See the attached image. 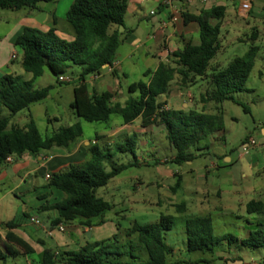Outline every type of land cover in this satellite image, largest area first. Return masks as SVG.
I'll return each mask as SVG.
<instances>
[{
  "label": "trees",
  "instance_id": "trees-1",
  "mask_svg": "<svg viewBox=\"0 0 264 264\" xmlns=\"http://www.w3.org/2000/svg\"><path fill=\"white\" fill-rule=\"evenodd\" d=\"M40 1L45 0H0V9H34ZM126 8L127 0H74L65 14L73 33L71 41L59 38L53 28L46 32L23 28L14 44L22 52L21 68L31 75V79L25 81L13 75L0 77V164L6 162L7 157H19L24 153L37 155L53 147L66 148L82 136L78 122L59 127L44 138L31 119L22 128L9 127L15 114L41 102L48 95L50 87H33L34 80L42 76L44 68L60 83L58 76L71 65L79 66L81 71L78 81L73 85V101L70 104L73 114L79 119L88 123H106L111 115H115L121 119L122 124H130L139 118L141 128L162 126L167 143L175 150L170 162L176 165L190 162L195 157L190 149L210 135L223 131L222 102L231 101L248 112V108L237 101L234 94L247 91L245 83L254 65L257 51L255 46H251L243 56L234 57L225 67L213 68L207 74L210 62L219 50L218 37L225 13L222 6L202 10L197 15L182 14L184 23L197 24L198 44L184 43L180 49L172 52L170 63L159 62L154 71L143 73L144 80L129 84L128 93H137L136 97L130 96L120 105L112 102L111 93L101 92L96 95L90 92L84 82L85 77L99 73L104 66L112 69L116 61L117 49L122 43L119 28L125 29ZM112 26L115 28L112 29ZM251 37L252 41H256L258 33L253 31ZM111 73L115 75L113 69ZM205 78H208L212 88L201 94L200 100L218 105L216 113L208 114L192 108L163 109L165 103L158 101L159 96L168 93L169 85L175 79L180 86L189 87L196 79ZM3 108L7 110V115H1ZM135 143L136 136L133 134L124 143L114 146L120 151H126L131 150ZM106 157L104 149L93 145L89 148V159L84 163L70 165L63 172L47 174L48 185L63 194L60 201L44 207V210L53 209L57 212L54 224L79 219L81 225L89 226L91 218L111 210L112 206L108 202L96 196V190L105 187L126 167L119 166L106 172L103 169ZM179 186L180 179L175 182L172 190L175 191ZM178 208H182V205H178ZM245 212L255 216L256 228L241 239L229 233L214 236L209 217L187 219L184 230L186 251H212L223 241L228 245L264 250V201H248ZM18 222L19 219H12L0 223V229L7 230L6 240L18 244L26 253H32L22 240L10 232L18 226ZM172 226L173 217L170 215H161L157 222L151 224L140 225L134 222L125 234L128 249L124 248V244L116 247L118 242L114 235L109 241L90 244L78 252L56 256L51 250L44 249L39 264H167L170 251L164 236ZM138 249L145 254V260H137L135 257L134 253H139ZM5 259L0 249V260Z\"/></svg>",
  "mask_w": 264,
  "mask_h": 264
},
{
  "label": "rangeland",
  "instance_id": "rangeland-1",
  "mask_svg": "<svg viewBox=\"0 0 264 264\" xmlns=\"http://www.w3.org/2000/svg\"><path fill=\"white\" fill-rule=\"evenodd\" d=\"M226 5L227 15L225 20H228L229 23L226 24L225 20L223 21L218 37L219 50L210 65L212 68L225 67L234 57L243 56L251 46L257 48L253 68L245 83L247 91L234 94V98L247 107L248 112H245L240 105L231 101L222 102L220 107L224 118V130L219 134L220 137L214 139L213 148L208 151L202 150L200 155L197 154L190 162L181 165H176L169 161L173 148L169 146L164 138L163 127H161L162 132L158 129L153 130L150 133L152 138L149 135L140 136L137 134L138 139L146 142L147 145L145 146L136 143L137 146H132L131 150L126 151H120L114 145L108 146L107 149L104 147V151L108 156L103 161V169L106 172L111 171L115 167L127 166L128 163L133 162L131 155L133 153L139 162L137 165L127 166L122 173L112 178L107 186L97 190V196L102 197L101 194L104 192L105 197L103 198L110 203H115L114 208L117 211L122 210L121 213H124L123 216H116L120 226L115 234L118 242L116 247L124 244L125 249L129 248L126 243L128 238L125 235L129 221H136L139 224H151L157 222L161 215H170L173 217V230L177 229L179 231L180 228H183L187 219L209 217L213 221L212 227L214 228L215 220L223 221L220 217L222 213L215 207L218 206L224 214H229L228 206L225 207L227 199L230 196L236 198L240 196L238 193L231 194L229 191L240 192L246 186L255 183V177H251L249 183L241 177V173L245 171L244 167L251 161L255 162L257 160V156L261 152L259 147L249 145L245 153L242 151V144L248 137H258L257 126L260 124L258 120L264 119V0H258L253 12L246 18L238 15L235 9V2L232 0L226 1ZM0 11L6 12L9 10L0 9ZM150 11L156 12L158 20L165 21L168 16L166 8L158 12V4L154 0H144L142 9L138 14H125L126 27L135 29L139 26L135 35L143 43L146 42L147 32H150L149 34L155 32L154 28L150 29L151 24H149L148 20L145 21L143 19L139 22V16L149 15ZM178 14L179 12H177L176 16ZM170 15V18L175 20L176 16ZM152 25L157 28L159 24L154 23ZM111 28L114 29L115 27L112 26ZM119 30H123V28H119ZM253 31L258 33L256 41H252ZM145 48L149 49L150 53H153L157 46L153 42H148ZM129 50V47L122 46L118 50L119 57L124 58V52ZM17 52L21 53L19 49H17ZM119 57L118 60H120ZM171 58V55L168 56V61L166 60L165 62L170 63ZM151 61L143 60L141 66L148 67ZM18 62L17 59L14 65H17ZM79 69V66L71 65L61 74L74 80L71 83L63 84L57 83L56 78L50 74L47 68H44L43 75L34 80L33 87L35 89L50 87L48 95L41 102L35 103L28 109H23L15 114L9 122V127H21L31 119L43 138L49 136L51 132L59 127L71 126L77 122L80 123L84 136L88 139H93L96 133L105 131L110 122L88 123L77 118L70 108V104L73 101L72 89L79 75ZM138 72L137 65L133 69L128 68L126 70V75H128L126 80L128 82L144 80L143 76L141 77ZM207 73H210V71L208 70ZM24 75L25 77H30L29 74L24 73ZM85 79L87 81V77ZM119 79H123L121 74H119ZM177 84L178 80L175 79L171 83L170 90L186 88V86H180L179 84L178 86ZM211 88L209 80L196 79V82L187 88V92L191 96H188L186 101H191L193 105L183 107V109L187 110L193 107L196 111H203L208 114L216 113L218 105L212 102L203 103L199 97L200 93L204 94ZM98 92H100V89ZM163 108L166 109L164 106ZM7 113V110L3 108L1 115L4 116ZM47 119H49V122ZM118 121H120L118 116H111V122ZM124 140L117 141L116 144L124 143ZM126 148H130L128 144H126ZM220 152H225L231 158V164L218 157ZM155 160L157 162L153 163ZM2 168L5 172L8 171V166L2 165ZM178 179H180V186L173 191L172 187ZM41 180L37 179L34 187L32 185H22L19 190L12 189L18 182L16 176L3 178V181H0V195H3V204L8 210L11 209L13 215L18 214L16 219L21 218L24 220L22 215H20L21 212H26V215L30 217L36 216L37 210L31 205L32 199L27 201L25 195H32L37 190L36 188L45 182V177H42ZM215 188L221 190V196H216ZM22 190L23 192H21ZM218 195H220V192H218ZM122 201H124L123 205L121 204ZM178 205H182V208H178ZM104 213L110 214L108 211ZM236 214L242 213L237 211ZM245 215L246 217H252L248 214ZM38 218L42 219V216ZM215 230L217 231L218 229ZM220 230L223 234L233 233V231L230 232L228 229ZM216 231L214 232L215 235ZM236 246L235 244L228 245L223 241L220 245L213 248L212 251L187 252L185 249L174 257L167 258L166 262L167 264H223L217 258V255H222L224 251L233 253L231 249ZM250 250L254 255L264 257L262 248H251ZM0 264H26V262L24 257L18 256L15 259L7 257L4 261L0 260Z\"/></svg>",
  "mask_w": 264,
  "mask_h": 264
},
{
  "label": "crops",
  "instance_id": "crops-1",
  "mask_svg": "<svg viewBox=\"0 0 264 264\" xmlns=\"http://www.w3.org/2000/svg\"><path fill=\"white\" fill-rule=\"evenodd\" d=\"M73 1L74 0H45L38 2L34 9L24 8L17 11H0V77L3 75H13L19 76L25 81L31 79L30 74V77H25L24 75L25 72L20 65L22 52L18 53L17 49L19 48L14 44L16 38L21 34L23 28H34L42 32H46L53 28L55 34L59 38L66 41L73 40L72 30L65 19V14ZM154 1H156L158 4V12L162 9H167L168 16L166 17V20H158L155 11H150L153 14H150L149 12V15L139 16V22L143 19H145V21L148 20L149 24H151L150 29L154 28L155 32L152 34L147 32L145 37L146 42L143 43L140 39H137L135 35V33L138 32L139 26H137L135 29L127 28L125 25L124 15L125 29L119 30L121 33L122 43L117 49L116 61L113 63L112 67L115 75L111 73L112 69L104 66L99 73L86 76L87 81L84 79V82L90 92L96 95L100 94L101 92L111 93L112 102L122 105L130 96H137V93H128L129 84L134 83L133 81L128 82L126 80V77L128 76L126 75V70L128 68L133 69V67L137 65L139 71L138 73L142 77L145 71H154L157 68L159 62H165L166 60L168 61V56H170L176 49H180L184 43L191 42L192 44H198L197 24L194 22L184 23L182 14L185 13L186 15H197L202 10H208L210 8L222 6L225 8V13L221 21L220 32L223 21L226 19L227 15L226 1L228 0H207L206 2H192L189 4L174 2L172 3V7L162 6L161 0ZM232 1L235 2V9L238 15L244 18L253 12L254 7L258 2V0H251L248 3V9L243 10L239 8V4L244 3L247 0ZM143 3L144 0H127L125 14H138V12H140L142 9ZM172 8L179 11L178 16L174 18L175 20L170 18ZM154 23L159 24L157 28L152 25ZM211 23L214 24L215 21H211ZM225 23L228 24L229 21L225 20ZM127 30L129 32H127ZM148 42H153L154 45L157 46L153 53H150L149 49L145 48L146 43ZM122 46H127L130 49L128 52H124V58L121 56L119 57L118 53V50ZM12 56H14V58H12ZM118 57L120 60H118ZM17 59L19 62L17 65H14ZM143 60L152 61L149 66L145 68L141 66ZM213 68L210 65L208 70L210 71ZM221 68L223 67L220 66L216 67L215 69ZM80 71L81 70L79 69V74ZM119 74L123 76L122 80L119 79ZM78 79L79 75L75 82L78 81ZM204 80L208 81V78H205ZM171 83L169 85L168 93L166 95L159 96L158 101L164 102V107L166 109L172 110H181L183 107L188 106L189 103L193 105L191 101H186L188 96H191L190 93L187 92L188 87L183 89L178 88L171 91ZM99 89L100 92H98ZM111 116L106 122L110 123L105 128V131L96 133L93 139L86 138L82 130V136L76 139L66 148L53 147L50 150L40 151L37 155L24 153L19 157H10V161L0 164V181H3V178L6 179L8 177L16 176L18 182L12 189L19 190L22 185H32L34 187L35 181H37V179L41 180L42 177H45L47 174L63 172L70 165H80L87 161L89 159V148L93 145H97L102 149H104V147L107 149L108 146L115 145L117 141H122L134 134L136 136V143L141 144V146H145L147 145L146 142L138 139L137 134L140 136L149 135L151 137L150 133L153 130H161L162 127L158 125L141 128L139 118L135 119L130 124H122L121 119L118 122H111ZM258 121L260 123L258 124L259 126H257L258 137H248L247 140L242 144V147H245V145L252 138V140L255 141L253 146L259 147L260 149L261 154L257 156V160H255V162L251 161L247 166L244 167L245 171L241 173V177L249 183V179L251 177H255V183L253 185L246 186V188L240 192L233 190L229 191L231 194L238 193L240 195L237 198L230 196V198L227 199L225 207L228 206V211H230L229 214H224L222 210H220L221 208L218 206L215 207V209H219L220 213H222L220 214V217L223 221L219 222L215 220L214 228L212 227L214 236H222L224 234L220 229H228L230 232L233 231L232 235L241 239L247 237V235L256 228L255 217H246L245 215V205L250 200L264 201V119ZM22 127H24V125L21 127L19 126V128ZM220 133L221 132L210 135L198 143L194 148L190 149V151H192L195 156L197 154L200 155L202 150L208 151L210 148H213L214 139L220 137ZM136 143L134 146H137ZM171 153L172 154L169 161H171V159L174 157L175 150L172 149ZM131 155L133 162L128 163L127 166L137 165L139 163L137 161L136 155L134 153ZM218 157L231 164L232 160L226 155L225 152H220ZM156 162L157 161L155 160L153 163ZM2 165L8 166L7 172L3 170ZM36 189L37 190H35L32 195H25V197L27 198V201L32 199L31 205L37 210L36 216L33 217H37L40 225H34L31 223L29 221L30 216L27 215L24 217L23 215L26 214V212H21L20 215H22L24 220L19 218L18 226L14 229H11L10 231L14 236L22 240L31 249L32 253H26V251L18 244L6 240L5 234L7 233V230L0 229V249L5 254L6 258L12 257L15 259V257L22 256L25 258L26 264H39L41 260V253L44 249L51 250L56 256L60 255L61 253L78 252L90 244L109 241L118 232V227L120 226L116 220V216H123L124 213L122 214V210L117 211L114 208L116 205L115 203H110L108 200L103 198L105 197L104 192L101 194L102 197H99L97 196V189L96 196L108 202L112 206L111 210L108 211L110 214L103 213L97 217L91 218L89 221L90 225L83 226L80 224L79 219H76L70 223L60 222L58 224H54L53 221L57 219V212L53 209L44 210V207L60 201L63 198V194L49 186L48 180L46 179L45 182L39 185V187ZM214 191L217 194H215L217 197L221 196L220 189L215 188ZM21 192H23V190ZM218 192H220V195H218ZM121 204L123 205L124 201H122ZM237 211H240L242 214L237 215ZM17 215V213L13 215L11 213V209L8 210L7 207L4 206L3 195H0V223L16 219ZM40 216H42V219L38 218ZM210 220L211 226H213V221L211 218ZM134 222L136 221H129L127 223L126 229H129ZM60 227L62 230H59ZM215 229L218 230L216 231ZM184 230L185 222L183 228H180L179 231H177V229L173 230L172 227L170 231L165 233V244L170 251L167 258L174 257L179 252L185 250ZM215 231L216 235L214 233ZM178 243H180L179 246ZM222 248L224 249V247ZM250 249L251 247L236 246L234 249H231L233 250V253L230 251V253L224 251L222 252V255L218 254L217 258H219L223 264H264V257L261 255H254L251 253ZM137 251L139 253H134L137 260H145V254L139 249ZM128 260L129 259H124V261Z\"/></svg>",
  "mask_w": 264,
  "mask_h": 264
},
{
  "label": "built area",
  "instance_id": "built-area-1",
  "mask_svg": "<svg viewBox=\"0 0 264 264\" xmlns=\"http://www.w3.org/2000/svg\"><path fill=\"white\" fill-rule=\"evenodd\" d=\"M206 1L207 0H161V5L162 6H166V7H172V3H174V2H179L181 4H189V3H192V2H206ZM247 1L244 2V3H240L239 4V8L240 9H243V10L248 9V5H249L248 3L251 0H247ZM177 12H179L177 9H174V8L171 9V14H173L174 16L177 15ZM150 14H153V13L150 12ZM12 58H14V56H12ZM57 80L60 83H71V82L74 81L72 78L67 77V76H63V75L58 76ZM254 144H255V141L252 140V139H250L249 142L245 145V147H243V150L242 151H244L246 153L247 150H248L249 145H254ZM6 161H10V157H7L6 158ZM45 179L46 180L49 179L48 175L45 176ZM29 221L31 223H33L34 225H40V222L38 221V219L36 217H30L29 218ZM59 230H62V228L60 227Z\"/></svg>",
  "mask_w": 264,
  "mask_h": 264
},
{
  "label": "water",
  "instance_id": "water-1",
  "mask_svg": "<svg viewBox=\"0 0 264 264\" xmlns=\"http://www.w3.org/2000/svg\"><path fill=\"white\" fill-rule=\"evenodd\" d=\"M188 106H191V104L189 103V105Z\"/></svg>",
  "mask_w": 264,
  "mask_h": 264
}]
</instances>
